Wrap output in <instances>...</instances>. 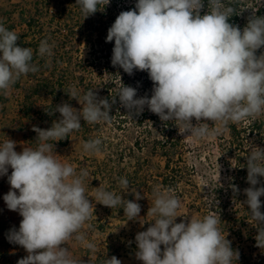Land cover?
<instances>
[{
    "label": "clouds",
    "instance_id": "obj_1",
    "mask_svg": "<svg viewBox=\"0 0 264 264\" xmlns=\"http://www.w3.org/2000/svg\"><path fill=\"white\" fill-rule=\"evenodd\" d=\"M111 0H76L84 19L103 12ZM137 0L131 10L121 11L108 28L106 42H113L111 64L128 75L146 71L153 87L151 96L137 95V88L121 86L115 96L100 98L93 90L79 95L71 86L66 92L80 104V109L64 102L49 115L60 118L51 127L33 126L37 147L15 150L17 142L8 138L0 144V177L7 176L10 190L3 196L7 208L22 217L18 230H9V243L21 246L27 255L17 264H83L74 258L67 243L75 240L89 250L84 231L94 214V204L86 195L84 181L88 172L79 173L69 164L59 162L54 142L80 130L81 120L88 124L110 122L117 97L131 118L145 107L162 122L173 121L182 136L203 139L219 135L229 124L264 115V16L254 13L243 29L229 22L238 15L224 0ZM240 14V13H239ZM20 36L0 23V93L7 96L16 82L39 69L33 63V49L18 45ZM40 57H51L53 45L47 39L38 47ZM193 120L196 123H193ZM216 127L210 128L209 124ZM102 139L84 142L85 152L102 151ZM220 167V166H219ZM245 188L248 214L257 230V248L264 250V148L255 146L246 157ZM9 169L11 174L9 175ZM123 193L129 181L119 178ZM234 192L239 189L233 185ZM135 201L102 187H97L95 202L109 208H123L127 221H147L140 216L144 198L131 191ZM153 203L147 216L150 226L135 235V258L142 264H237L239 251L233 249L219 225V214L203 218L178 214L182 206L171 189L159 185L152 191ZM177 217H184L177 222ZM126 224V223H125ZM90 228L91 225H88ZM163 246V247H162ZM104 264H122L116 256Z\"/></svg>",
    "mask_w": 264,
    "mask_h": 264
},
{
    "label": "rangeland",
    "instance_id": "obj_2",
    "mask_svg": "<svg viewBox=\"0 0 264 264\" xmlns=\"http://www.w3.org/2000/svg\"><path fill=\"white\" fill-rule=\"evenodd\" d=\"M38 2L42 3L39 6L43 12L41 15H38L37 11L38 7L36 4ZM63 2H65V7H68V15L74 12L77 22H82V25L80 23L76 25L78 26V31L73 35L72 42L67 44L66 51H62L63 59L60 58L58 61L63 62V64L68 63L66 55L67 52H70L68 49L79 45L80 49L73 55L74 62H85L84 64L87 66V83L92 81L97 86L100 82V74L96 68L91 67V64L88 65V62L93 58L90 55L91 49L85 42H80L83 36L88 35L90 23L84 19L81 8L78 4H75V0H71L69 3L64 0H0V23H3L7 29L10 26H14L15 28L12 30L18 33L23 31L21 27L16 26L22 10L28 12V16L30 13L35 18L41 16L43 30L41 31V26H39L38 31L32 33L30 38L35 34L34 38L39 41L51 39L53 40L52 44L48 43L53 45L54 48L55 39L65 38L64 28H62V25L60 27L57 16V12L62 8ZM130 3L131 1L129 0H119L117 4L113 5L111 0L108 8L106 7L103 12L98 11L97 22H99L98 19L101 16L105 18L106 23L109 25L101 26L100 31L104 32V37L107 36V30L111 26L110 23L115 21L118 14L121 11L132 9ZM81 29L85 32L83 36L81 35ZM94 39L98 38L95 36L91 40ZM96 41L98 43V40ZM261 52H264V48L258 50L257 55ZM51 60L53 61L52 57L47 59L48 62ZM56 74L58 73L56 72ZM41 80L42 77H36V79H33L32 84L36 85ZM26 81L27 77L23 76L21 84L26 86ZM146 82L152 83L148 74L139 80L132 78V80L126 82L125 86L137 88V95L140 97L147 92V86L145 88ZM68 84L76 87V83L72 79H69ZM95 91L100 98H103L100 87H97ZM23 96L24 92L21 88L13 89L12 87L7 96L8 101H0V144L8 137L17 142L15 150H18V152L22 151L19 145L22 139L25 140L27 147H32L27 139L37 135L32 130L33 126L47 129L53 123L40 121L36 111L32 113L31 120L25 119L20 112V101ZM51 100L47 96H42L41 98L35 97L34 102L38 109ZM76 103L74 108L78 109L80 104L77 101ZM59 118L60 115L54 121ZM257 118L264 120V115ZM249 120L251 119L244 120L238 123L237 126L241 128ZM193 123L195 124L196 121L193 120ZM229 126L219 135L203 139L182 136L178 132V135L182 137L185 143V147L183 159L172 162L174 168L178 166L182 168L181 173L171 172L170 174L171 176H176L177 179L179 178L180 183L179 191L174 190L172 194L179 197L182 201V206L178 211L180 215L189 218H203L209 213H216L229 217L230 224L224 234L228 233L227 239L239 251L240 256L237 264H257L262 259L261 254L264 253V250L255 246L254 237L257 234V230L253 227L254 221L251 220L248 214V207L244 204L246 196L243 190L250 186L246 180L247 176L243 178L239 176L236 158L229 156L227 152L230 140ZM209 127L214 128L216 125L210 123ZM150 132H152L153 138H161V132L159 133L155 128ZM94 135L96 138L104 136L107 140H111L112 144L106 145L98 154L85 152L83 144L86 141L82 133L78 131H73L64 140L66 141L65 146H61L59 141L54 142L55 149H53V153L59 162L73 166L77 173L81 169L87 170L89 175L84 181L85 191L86 195L90 196V201L94 204V214L87 221L84 231L87 234L86 241L93 243L95 250L87 249L74 239L68 241L67 247L70 249L72 256L77 260L81 259L83 264H104L105 258H111L112 256H116L118 259L122 258V264H130L131 260L134 262L138 261L137 264H142L141 261L135 258V252L137 251L135 235L139 231L146 230L152 223L150 221L154 219L152 216H147V211L153 203V188L159 185L162 190H165V187L158 184V180H163V177L158 178V176L164 171L165 161L159 155L146 157L147 155L145 154V156H138L137 148L133 147V143L138 137L150 136L147 130L142 127L125 126L122 129H116L114 126L106 124ZM35 139L33 140L35 141ZM255 146L264 148V140L253 134L247 137L244 146L239 151L242 161L246 162V157ZM36 147L37 141H35L32 148ZM130 147L132 150H130ZM122 153L124 156L120 155ZM138 168L141 170L139 171L140 177L133 180L136 178L135 173ZM128 175L131 177L129 191L123 193L119 185V178L124 177L127 179ZM260 179L264 181V177ZM233 185L239 189L238 193L233 191ZM99 186L105 189L112 187L113 192L117 195H122L124 199L132 201H135V196L131 191H140L144 198L136 202L141 205L140 216L144 217L147 222L143 226L138 221L126 222L127 217L124 216L123 208L112 209L96 203L95 192ZM260 199L262 202L261 211L264 212V196ZM182 219L184 217H177V222ZM21 220L22 218L8 219L5 214L0 215V264H17L19 259L27 255V252L21 246L9 243L7 239L9 230L12 228L18 230ZM88 225H91V227L89 228ZM240 228H242V233L239 235ZM236 233L238 235L235 236L234 234Z\"/></svg>",
    "mask_w": 264,
    "mask_h": 264
},
{
    "label": "trees",
    "instance_id": "obj_3",
    "mask_svg": "<svg viewBox=\"0 0 264 264\" xmlns=\"http://www.w3.org/2000/svg\"><path fill=\"white\" fill-rule=\"evenodd\" d=\"M64 1H71V0H64ZM119 0H112L113 5L117 4ZM121 1V0H120ZM131 1L130 7L133 9L137 0H129ZM76 2V0H75ZM225 4L231 5L236 9L238 15H233L230 17L229 22L239 25L241 29L247 24L248 17L251 16L253 13L257 16H264V0H224ZM42 3H37L36 6L38 7V15H41L43 12L40 10L39 6ZM71 6V5H70ZM108 8V6H106ZM48 9V8H47ZM46 10V9H45ZM68 7H65V2L62 4V8L58 10L57 16L59 19L60 27L64 28L65 38H59V40L55 39V46L53 48V61H47L50 57H40L38 54V47L41 40L35 39V34L30 38L32 33L38 31L39 26H41V31L43 30L41 25V16L35 18L33 14L28 16V12L21 11V15L19 18V22L16 26H19L23 29V31L18 32L17 34L20 36L18 40V45L21 47H30L33 49V63L38 66V73H29L27 74V81L26 86L21 84V79L23 76L16 82L13 86V89H22L24 92V96L20 101V112L24 116L25 119L31 120L32 113L36 111L37 115H39L38 119L43 122H50L52 123L56 117H59V113L56 112L53 115H49L47 111L54 110L56 105H60L64 102L69 103L72 107L76 106V100L70 99L68 94L66 93L68 89L71 87L68 82L69 79H72L74 83H76V89L79 95H84L88 90L93 89L96 90L97 87L101 88V93L103 98L115 96L117 94L118 89L122 83L125 85L127 81L133 79L139 80L141 77L147 75L146 71H134L133 75H128L123 71V69L113 67L111 64V56H112V49L114 47L113 42H106V37H104V32L100 31L102 28L101 26L108 25L105 21V18L101 17L98 19L97 16L99 15L96 12L94 15L86 18L89 24V33L85 35V32L81 29V35L83 39L80 41L85 42L89 45L91 52L90 55L92 60L88 62V65L91 64L92 68H96L100 74V82L96 86L92 81L89 83L86 76V69L87 66L84 64L85 62L77 61L74 62L75 53L80 49L78 46H72L68 49L70 52H67L66 55L68 57V63H61L58 59H63L62 51H66L67 44L72 42L73 35L76 34L78 31V25H82V22H77V17H74V12L71 15H68ZM207 10V0H205V9L202 10V13ZM240 13V14H239ZM111 22L110 25H112ZM109 26V25H108ZM59 27V28H60ZM82 27V26H81ZM15 28L14 26H10L8 29L12 30ZM61 28V29H62ZM63 31V30H62ZM96 36L98 39H93ZM30 39V40H28ZM98 40V43L97 41ZM48 42L52 44L53 40L48 39ZM73 50V51H72ZM56 72L58 74H56ZM36 77H42V80L37 82V84L33 85V79ZM121 78V80H120ZM146 82L145 88L147 86L146 94L150 97L151 90L153 87L152 83ZM145 91V89H144ZM96 92V91H95ZM143 94L142 96L146 95ZM8 96V95H7ZM0 93V101L5 100L8 101V97ZM42 96H47L52 100L42 106L41 108H36V103L34 102L35 97L41 98ZM141 97V96H140ZM81 106H78V110ZM36 109V110H35ZM110 115H112L110 122H98L94 124H88L81 120V128L78 130L79 133H82L84 140L88 141L89 139H95L94 133L99 132L106 124H110L114 126L116 129H122L125 126H135V127H142L143 129L147 130L148 135L145 137H138L136 138L135 142L133 143V147L137 148L138 156H156L159 155L165 161V166L163 168V173L158 176V178L163 177L162 181L158 180V184L165 187V190L171 189V191H179L180 183L179 178L177 179L176 176L170 175L171 172L174 173H181L182 168L172 166V162L182 160L184 157V147L185 143L181 136L178 135V129L174 125L173 121L162 122L160 118L149 111L147 107L143 113L138 116H133L132 118L127 115V110L124 109L117 97V102L112 106ZM126 124V125H125ZM153 128L156 129L161 135V138H153L150 132ZM230 131V140L228 142V155L233 156L234 159L236 158V166L237 172L239 176L243 178L247 176V168L244 167L246 162L242 161L241 155L239 151H241L242 147L244 146L245 140L247 137L256 134L261 139L264 140V120L260 118H255L249 120V122L244 123L241 128L237 126V124H230L229 126ZM36 138L29 137L27 140L29 144L33 147L35 141L33 140ZM102 143V149L108 145L112 144L111 140H107L104 136H100ZM65 140V139H64ZM61 140L59 144L61 146H65L66 141ZM131 148V147H130ZM132 150V148L130 149ZM118 153V152H117ZM137 154V153H136ZM124 156V154H120ZM238 160V161H237ZM140 168L136 169L135 179H138ZM173 173V174H174ZM128 181L131 180L130 175H128ZM107 190L113 191L112 187H108ZM164 190V189H163ZM151 191V190H150ZM221 223L220 227H222L221 231L225 233L227 230L228 225L230 224V218L225 216L224 214H220ZM242 228H240V233H242ZM235 236L238 235L237 233L234 234ZM233 249L235 247L232 245Z\"/></svg>",
    "mask_w": 264,
    "mask_h": 264
},
{
    "label": "crops",
    "instance_id": "obj_4",
    "mask_svg": "<svg viewBox=\"0 0 264 264\" xmlns=\"http://www.w3.org/2000/svg\"><path fill=\"white\" fill-rule=\"evenodd\" d=\"M19 112V110H18ZM7 133V131H6ZM20 145V149L22 150V147H27V145L25 144V140H21V142L19 143ZM18 152V150H17ZM11 174V169H9V175ZM10 190V185L9 183L7 182V176H3V177H0V215H3L5 214V216L8 217V219H15V218H22L18 212L16 211H11L7 208L4 200H3V196L5 194H7V192ZM122 258H120L121 260ZM138 261H133L131 260L130 261V264H137Z\"/></svg>",
    "mask_w": 264,
    "mask_h": 264
},
{
    "label": "built area",
    "instance_id": "obj_5",
    "mask_svg": "<svg viewBox=\"0 0 264 264\" xmlns=\"http://www.w3.org/2000/svg\"><path fill=\"white\" fill-rule=\"evenodd\" d=\"M261 256H262V259L259 260V262L257 264H264V253L261 254Z\"/></svg>",
    "mask_w": 264,
    "mask_h": 264
}]
</instances>
